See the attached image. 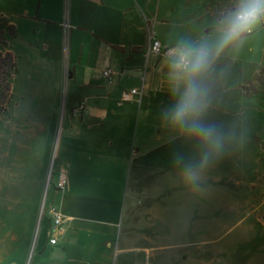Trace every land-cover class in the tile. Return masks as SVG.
<instances>
[{
  "label": "rangeland",
  "instance_id": "1",
  "mask_svg": "<svg viewBox=\"0 0 264 264\" xmlns=\"http://www.w3.org/2000/svg\"><path fill=\"white\" fill-rule=\"evenodd\" d=\"M236 3L161 0V17L167 22L154 31L175 49L212 43L219 35L221 13ZM8 44L18 73L12 99L0 117V252H7L0 264H35L36 247L50 231L42 205L47 209L53 203L66 216V192L55 188L61 170H66V106L134 105L121 100L108 104L99 98L98 88L66 84V67L73 69L70 36L57 38L51 57L18 32ZM197 82L205 93L203 107L185 125L174 124L170 116L183 84L164 105L166 144L146 156L144 165L151 172L135 176L142 191L127 198L121 177L112 174L110 180L117 179L119 186L75 194L84 200L101 194L114 200L121 219L137 220L133 233L144 222L155 249L152 261L264 264V25L242 47L221 53ZM193 123L209 129L210 135L191 131ZM153 185L165 190L148 189Z\"/></svg>",
  "mask_w": 264,
  "mask_h": 264
},
{
  "label": "crops",
  "instance_id": "2",
  "mask_svg": "<svg viewBox=\"0 0 264 264\" xmlns=\"http://www.w3.org/2000/svg\"><path fill=\"white\" fill-rule=\"evenodd\" d=\"M160 1L0 0V14L26 36L29 44L50 51L49 57L57 38L64 37L62 24L69 23L66 38L71 37L73 69L68 67L66 84L72 81L98 88L102 90L99 98L108 104L119 102L124 91L142 90L140 103L136 98L129 101L134 106H85L82 111L78 106H66L62 138L68 185L62 193L66 192L67 219L61 232L48 234L46 242L36 247L35 264L164 263L158 257L152 261L155 249L150 245L151 236L145 234L144 222L136 224L140 231L133 233L137 220L121 219L122 210L114 200L102 194L88 195L84 200L75 194L119 186L117 179L110 180L112 174L121 177L127 198L142 191L140 177L135 176L151 172V167L144 165L146 156L166 144L167 126L162 119L164 105L175 96L169 76L173 54L146 56L147 28L154 30L167 22L161 17ZM157 38L164 48L170 47ZM108 68L123 74L109 82L103 76ZM170 130V134L175 133V126ZM89 181L97 185L90 186ZM148 189L163 192L165 187L153 185ZM51 237L57 238L55 244L50 243ZM6 255L0 252V262Z\"/></svg>",
  "mask_w": 264,
  "mask_h": 264
},
{
  "label": "clouds",
  "instance_id": "3",
  "mask_svg": "<svg viewBox=\"0 0 264 264\" xmlns=\"http://www.w3.org/2000/svg\"><path fill=\"white\" fill-rule=\"evenodd\" d=\"M219 35L212 43H200L177 48L173 51L169 76L173 90H184L174 111L170 114L174 124L185 125L203 107L204 90L197 80L214 60L226 49L240 48L257 28L264 25V0H237V3L218 19ZM190 130L210 135V130L195 123Z\"/></svg>",
  "mask_w": 264,
  "mask_h": 264
},
{
  "label": "built area",
  "instance_id": "4",
  "mask_svg": "<svg viewBox=\"0 0 264 264\" xmlns=\"http://www.w3.org/2000/svg\"><path fill=\"white\" fill-rule=\"evenodd\" d=\"M62 26L64 30V37L66 39V36L70 29V25L68 22L65 21L62 24ZM147 29H148L147 30L148 31V46L146 49L147 58L151 54L160 55V56L172 55L175 49L171 47L164 48L161 42L159 41V39L157 38L155 31L150 27H148ZM122 74H123L122 72L115 71L111 68H108L104 70L103 72L104 78L107 79L109 82H113L115 78L122 76ZM68 75H69V71H68V68L66 67V70L64 72L66 82H67ZM141 97H142V90L139 88H134L129 91H124L121 97V101L122 102L133 101L134 98H136L135 101L140 103ZM83 104H84L83 102L79 104V106L77 107L78 111L83 110V108L85 107L83 106ZM51 173H53V170L50 171V174ZM67 185H68V179H67L66 173L61 170V174L59 176L57 184L55 185L56 190L64 192L67 188ZM41 215H46L49 217L50 236L62 231L63 224L67 218L60 212V210L54 204H51L47 209H45L44 205H42ZM49 241L51 244H55L57 242V238L51 237Z\"/></svg>",
  "mask_w": 264,
  "mask_h": 264
},
{
  "label": "trees",
  "instance_id": "5",
  "mask_svg": "<svg viewBox=\"0 0 264 264\" xmlns=\"http://www.w3.org/2000/svg\"><path fill=\"white\" fill-rule=\"evenodd\" d=\"M16 34V27L0 14V117L12 99V81L18 73L17 58L8 44Z\"/></svg>",
  "mask_w": 264,
  "mask_h": 264
}]
</instances>
